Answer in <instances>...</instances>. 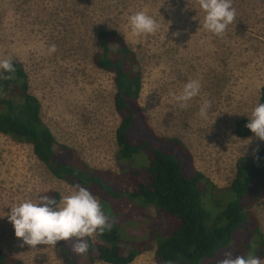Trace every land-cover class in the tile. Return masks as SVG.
I'll use <instances>...</instances> for the list:
<instances>
[{"label":"rangeland","instance_id":"1","mask_svg":"<svg viewBox=\"0 0 264 264\" xmlns=\"http://www.w3.org/2000/svg\"><path fill=\"white\" fill-rule=\"evenodd\" d=\"M232 5L236 20L217 37L203 29L205 13L198 0H0V59L23 64L31 93L41 103L42 118L58 143L74 148L96 170L124 174L147 167L149 153L142 150L130 165L120 160L114 75L93 61L100 52L99 33L117 31L137 53L143 76L140 106L145 121L138 116L128 138L145 137L153 148L168 153L173 145L155 136L179 139L192 155L190 162H182L183 176L190 179L194 170L201 172L221 196L235 179L237 160L264 147L258 140L247 142L253 133L237 134V123L259 105L264 87V0H232ZM138 11L160 25L155 34L132 35L129 17ZM177 31L181 35L174 38ZM53 44L57 51L49 54ZM190 80L200 81V94L181 109L173 94ZM205 100L211 101V108L208 118L201 119L198 112ZM73 189L50 173L31 145L0 133V249L25 264H66L67 253L75 264H91L87 253L72 251L71 242L19 247L22 241L6 217L14 204L36 201L52 191L60 198ZM96 197L109 222L121 224V246L144 245L158 225L167 224L158 220L153 208L119 218L110 201ZM259 201L254 212L264 235V196ZM238 235L213 259L199 264H217L225 251L242 255ZM91 239L103 241L98 234ZM155 250L153 243L131 264H157ZM97 256L95 251L93 264H106Z\"/></svg>","mask_w":264,"mask_h":264},{"label":"trees","instance_id":"2","mask_svg":"<svg viewBox=\"0 0 264 264\" xmlns=\"http://www.w3.org/2000/svg\"><path fill=\"white\" fill-rule=\"evenodd\" d=\"M99 47L100 52L93 58L95 66L114 75V103L121 118L116 132L119 158L126 165L147 149L149 164L145 168H130L129 164L130 169L124 174L92 168L74 148L57 142L42 118L41 103L31 93L29 75L22 63L13 61L12 80H0L2 135L31 145L36 158L57 179L73 188L79 183L94 196L110 201L117 217L129 214L134 217L141 210L153 208L158 220L167 223L158 225L144 245L128 243L126 247L121 246V224L112 223L110 231L98 234L102 242L87 239L91 264L96 258L95 251L97 259L106 264H131L153 243L157 264H199L213 259L234 234H239L238 249L242 255L252 252L263 260L264 235L254 208L260 204V196H264V147L257 153L258 162L253 155L237 160L235 179L221 195L222 199L201 172L194 170L192 177L186 179L182 162L185 159L190 162L192 155L182 141L155 136L173 145L171 154L153 148L145 137L128 138L137 117L142 116L145 121L140 106L143 76L137 53L117 31H101ZM262 103L264 87L259 100ZM247 122L248 119H242L237 123V134L241 137L252 134L245 127ZM46 195L59 200L56 192ZM133 208L138 212H132ZM74 260L66 254V264H75ZM0 264L25 263L0 249Z\"/></svg>","mask_w":264,"mask_h":264},{"label":"clouds","instance_id":"3","mask_svg":"<svg viewBox=\"0 0 264 264\" xmlns=\"http://www.w3.org/2000/svg\"><path fill=\"white\" fill-rule=\"evenodd\" d=\"M200 9L205 13L202 27L206 32L222 37L229 25L236 20V9L232 0H198ZM132 35L145 36L157 32L160 25L144 11H138L129 17ZM201 27V23H200ZM200 30V28H199ZM198 30V31H199ZM179 38V31L172 34ZM49 54L57 51L56 45L49 46ZM15 72L12 58L0 59V80H12ZM7 73V74H6ZM201 84L199 80H190L179 94H173L181 109L189 107V102L199 96ZM211 101L205 100L200 106L198 116L208 118ZM245 127L253 133L247 142L258 140L264 142V103L257 105L248 116ZM259 147L253 150V156L259 161ZM11 211L6 217L14 227L15 236L31 249L37 246L55 247L59 242H71L72 251L83 256L88 250V238L102 235L105 230H111L112 223L104 213L99 199L81 184H75L68 195H62L59 200L50 196H40L36 201L26 200L10 206ZM75 239V242L73 241ZM217 264H264V260L252 252L247 255H233L225 251Z\"/></svg>","mask_w":264,"mask_h":264}]
</instances>
